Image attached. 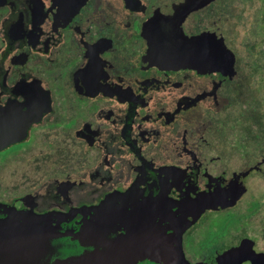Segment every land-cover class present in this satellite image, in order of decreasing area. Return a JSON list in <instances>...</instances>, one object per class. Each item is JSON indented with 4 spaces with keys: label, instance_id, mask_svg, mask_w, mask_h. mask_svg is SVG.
Instances as JSON below:
<instances>
[{
    "label": "flooded vegetation",
    "instance_id": "af4514ba",
    "mask_svg": "<svg viewBox=\"0 0 264 264\" xmlns=\"http://www.w3.org/2000/svg\"><path fill=\"white\" fill-rule=\"evenodd\" d=\"M15 139L0 217L80 228L108 203L148 230L182 206L190 262L253 248L242 264H264V0H0V143Z\"/></svg>",
    "mask_w": 264,
    "mask_h": 264
},
{
    "label": "water",
    "instance_id": "95a60500",
    "mask_svg": "<svg viewBox=\"0 0 264 264\" xmlns=\"http://www.w3.org/2000/svg\"><path fill=\"white\" fill-rule=\"evenodd\" d=\"M168 21L173 22L172 18ZM163 47L165 53L175 52L172 41ZM119 208L112 209L108 203L94 208L88 214L95 213L96 218L91 216L80 228L40 220L21 210L9 211L0 217V264H137L146 259L157 264H194L186 257L184 234L197 219L191 220L182 206L178 214L165 205H160L158 212H149L153 215L147 220L148 230L135 226L136 221ZM156 213L164 217L156 220ZM151 221L157 226H151ZM248 260L255 261L253 248H236L221 255L218 264Z\"/></svg>",
    "mask_w": 264,
    "mask_h": 264
},
{
    "label": "trees",
    "instance_id": "16d2710c",
    "mask_svg": "<svg viewBox=\"0 0 264 264\" xmlns=\"http://www.w3.org/2000/svg\"><path fill=\"white\" fill-rule=\"evenodd\" d=\"M215 224L217 225V227H216L215 231L212 230V231H213V232H212V235H211L212 240H213V239L218 240V239H217V238H218L217 236L220 235V234H219V231H220V228H219V221L215 222ZM214 232H215V233H214ZM208 236H209V235H208ZM211 238L209 237L210 240H211ZM205 241H206V234L204 235V238L200 240V242H201V243H204Z\"/></svg>",
    "mask_w": 264,
    "mask_h": 264
},
{
    "label": "rangeland",
    "instance_id": "374dc122",
    "mask_svg": "<svg viewBox=\"0 0 264 264\" xmlns=\"http://www.w3.org/2000/svg\"><path fill=\"white\" fill-rule=\"evenodd\" d=\"M207 232H203L202 234H206Z\"/></svg>",
    "mask_w": 264,
    "mask_h": 264
}]
</instances>
